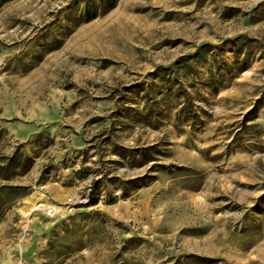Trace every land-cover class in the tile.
Here are the masks:
<instances>
[{
    "label": "rangeland",
    "instance_id": "rangeland-1",
    "mask_svg": "<svg viewBox=\"0 0 264 264\" xmlns=\"http://www.w3.org/2000/svg\"><path fill=\"white\" fill-rule=\"evenodd\" d=\"M18 145L0 264H264V0H0Z\"/></svg>",
    "mask_w": 264,
    "mask_h": 264
},
{
    "label": "trees",
    "instance_id": "trees-1",
    "mask_svg": "<svg viewBox=\"0 0 264 264\" xmlns=\"http://www.w3.org/2000/svg\"><path fill=\"white\" fill-rule=\"evenodd\" d=\"M116 147V146H115ZM23 146L18 145L14 152L9 156H0V181L8 182L15 180L21 175H26L34 167V159L26 156L23 151ZM116 150L114 153H119ZM134 158V156H132ZM151 154L145 153L142 156L140 166H145L151 162ZM48 174V172H46ZM145 180V178H142ZM100 181H95L91 187L88 205H97L99 203ZM31 192V187L26 185H6L0 184V220L4 219L7 213L23 198Z\"/></svg>",
    "mask_w": 264,
    "mask_h": 264
},
{
    "label": "built area",
    "instance_id": "built-area-1",
    "mask_svg": "<svg viewBox=\"0 0 264 264\" xmlns=\"http://www.w3.org/2000/svg\"><path fill=\"white\" fill-rule=\"evenodd\" d=\"M57 210L55 207H49L47 208V215L54 216L56 214Z\"/></svg>",
    "mask_w": 264,
    "mask_h": 264
},
{
    "label": "crops",
    "instance_id": "crops-1",
    "mask_svg": "<svg viewBox=\"0 0 264 264\" xmlns=\"http://www.w3.org/2000/svg\"><path fill=\"white\" fill-rule=\"evenodd\" d=\"M49 186H50V189H51V190H54V189H55V187H54V184H53V183H50V184H49ZM49 186H48V187H49Z\"/></svg>",
    "mask_w": 264,
    "mask_h": 264
}]
</instances>
